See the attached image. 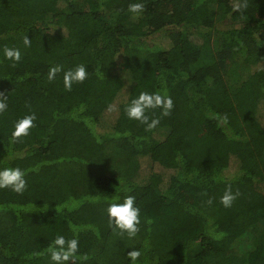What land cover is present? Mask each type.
I'll use <instances>...</instances> for the list:
<instances>
[{
	"label": "trees",
	"instance_id": "obj_1",
	"mask_svg": "<svg viewBox=\"0 0 264 264\" xmlns=\"http://www.w3.org/2000/svg\"><path fill=\"white\" fill-rule=\"evenodd\" d=\"M131 2L0 0V168L27 181L22 194L0 189V264H50L56 235L78 240L68 264H129L131 248L135 264H264V0H141L136 18ZM192 30L215 32V47L194 45ZM5 46L20 48L18 63ZM79 64L88 75L71 89L63 71L47 78L50 66ZM126 85L127 102L102 127ZM141 91L173 101L168 115L148 111L152 129L124 113ZM27 113L34 126L13 142ZM113 147L126 158L110 175ZM143 158L165 173L143 176ZM227 187L239 195L225 208ZM127 195L140 209L133 238L105 213ZM249 230L254 247L236 254Z\"/></svg>",
	"mask_w": 264,
	"mask_h": 264
},
{
	"label": "clouds",
	"instance_id": "obj_2",
	"mask_svg": "<svg viewBox=\"0 0 264 264\" xmlns=\"http://www.w3.org/2000/svg\"><path fill=\"white\" fill-rule=\"evenodd\" d=\"M127 11L133 18L138 17L144 11V4L141 0H134L127 6ZM31 40L23 38V45L29 47ZM3 58L13 64L21 60V50L17 47L3 48ZM63 71V85L66 89H71L73 83L83 82L88 73L85 65L79 64L69 69H62L60 65L50 66L47 73L48 80L56 78V74ZM173 107L171 96L160 92L141 91L133 97L125 106L124 113L129 120H135L143 124L147 129L156 127L159 123L158 118H151L149 110L159 109L162 115H168ZM8 109L7 96L0 94V113ZM111 110V106H109ZM36 119L35 113H27L19 117L13 124L11 139L16 141L20 137L29 135L30 129L34 126ZM25 171L19 167L0 168V189H8L13 193L22 194L27 188ZM239 195L233 192L230 187L225 189L220 197V203L225 207H231L233 201ZM108 224L112 230L119 235H127L129 238L135 237L139 231L140 209L135 204V197L127 195L122 201L114 200L105 209ZM50 264H68L75 260L78 251V240L73 238L66 240L63 235H56L48 247ZM129 264H135L140 256L139 249L131 248L126 252Z\"/></svg>",
	"mask_w": 264,
	"mask_h": 264
},
{
	"label": "rangeland",
	"instance_id": "obj_3",
	"mask_svg": "<svg viewBox=\"0 0 264 264\" xmlns=\"http://www.w3.org/2000/svg\"><path fill=\"white\" fill-rule=\"evenodd\" d=\"M190 40L191 42L196 45V46H201V45H208L210 49H213L215 47L214 40L216 38L215 32H212L211 36H201L197 34L195 31H191L190 33ZM242 60V58H239ZM128 95H129V88L128 85L123 89L120 97L117 98L116 102L113 104V107L111 110H108L106 114L103 116V125L102 127H108L112 125L117 118V111L118 107L120 109V106L127 102L128 100ZM261 106L260 112H261V118L263 123H264V102ZM165 131H159V137L163 138L164 137ZM109 156V162H108V173L115 174L118 173L123 169V166L125 164V156L123 152L120 150H115L113 148H109L107 152ZM141 164V169H142V174L143 176L147 177L150 174H153L154 172H158L159 174L165 173L161 170V167L159 166H153L151 167L150 161L147 158H143ZM238 169V164L236 162H232L230 168L228 169V172H235ZM254 238H255V233H253L251 230L245 234V236L240 240V244L238 249L236 250V254H245L246 252L250 251L254 247ZM128 240H124L122 243L127 244Z\"/></svg>",
	"mask_w": 264,
	"mask_h": 264
}]
</instances>
